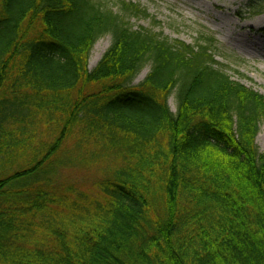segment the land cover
Masks as SVG:
<instances>
[{"label":"trees","instance_id":"16d2710c","mask_svg":"<svg viewBox=\"0 0 264 264\" xmlns=\"http://www.w3.org/2000/svg\"><path fill=\"white\" fill-rule=\"evenodd\" d=\"M137 16L132 0H0V264H264V94L215 37Z\"/></svg>","mask_w":264,"mask_h":264},{"label":"rangeland","instance_id":"374dc122","mask_svg":"<svg viewBox=\"0 0 264 264\" xmlns=\"http://www.w3.org/2000/svg\"><path fill=\"white\" fill-rule=\"evenodd\" d=\"M114 4L118 0H102ZM148 9L150 17L131 19L136 28L145 27L162 32L171 40L196 44L202 36L218 40L216 59L234 80L264 94V11L254 12L251 0H132ZM118 11V7L115 8ZM111 44V36L100 38L94 45L89 68L93 69ZM149 67L137 78L142 80ZM169 104L176 111V98ZM264 151V123L256 140ZM64 179L87 185L98 178L93 169L70 168Z\"/></svg>","mask_w":264,"mask_h":264}]
</instances>
